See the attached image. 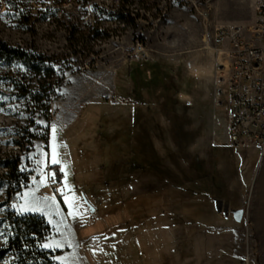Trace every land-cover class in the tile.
Masks as SVG:
<instances>
[{
  "label": "rangeland",
  "instance_id": "obj_1",
  "mask_svg": "<svg viewBox=\"0 0 264 264\" xmlns=\"http://www.w3.org/2000/svg\"><path fill=\"white\" fill-rule=\"evenodd\" d=\"M124 5L134 25L116 20ZM262 15L258 0H0V37L58 75L50 115L34 113L49 138L21 149L13 126L34 115L9 84L17 64L0 69V214L45 217L41 247L60 264H264V154L230 145L228 116L213 119L211 45L216 25ZM16 154L29 180L6 201L2 163Z\"/></svg>",
  "mask_w": 264,
  "mask_h": 264
},
{
  "label": "trees",
  "instance_id": "obj_2",
  "mask_svg": "<svg viewBox=\"0 0 264 264\" xmlns=\"http://www.w3.org/2000/svg\"><path fill=\"white\" fill-rule=\"evenodd\" d=\"M114 13L119 23L134 25L136 22V17H131L128 14L130 11L126 5ZM76 33L78 32H75L74 35ZM100 36V32L93 31L88 35L80 34L74 40L77 44L88 46V41L98 39ZM48 60L34 50H25L10 45L0 37V69L6 67V63H14V66L17 64L18 68L8 71L10 74L9 84L18 91V101L22 102L25 109L31 111L32 115L36 111L41 112V115L44 113L46 116L51 113L49 100L56 89L52 80L58 78V75L54 66L46 62ZM141 63L144 64V61ZM38 118L35 115L26 117L24 122L18 118L13 126V131L18 136L9 140V143L17 144L21 149H30L29 147L34 145L35 139H48L49 128L43 126ZM32 126H34L35 132L30 130ZM26 144L29 146L26 147ZM22 160L21 154L8 155L3 160L2 164L7 168L8 176L15 179V182L10 183L11 188L7 190L8 199L6 201L17 199L13 196L14 190L21 191L29 180L28 172L20 167ZM50 233L51 226L45 217L32 213L19 214L12 210V206L8 205V208L0 214V236H2L0 264L8 260L12 264H60L52 251L41 247V243Z\"/></svg>",
  "mask_w": 264,
  "mask_h": 264
},
{
  "label": "built area",
  "instance_id": "obj_3",
  "mask_svg": "<svg viewBox=\"0 0 264 264\" xmlns=\"http://www.w3.org/2000/svg\"><path fill=\"white\" fill-rule=\"evenodd\" d=\"M60 7L70 0H54ZM78 3V0H73ZM263 13L255 22H229L214 27L212 103L215 122L228 116V141L241 147L254 145L264 154V0H258ZM62 15V10H59ZM204 16L207 15L203 14ZM49 187L54 198L64 199L62 166L47 162Z\"/></svg>",
  "mask_w": 264,
  "mask_h": 264
},
{
  "label": "water",
  "instance_id": "obj_4",
  "mask_svg": "<svg viewBox=\"0 0 264 264\" xmlns=\"http://www.w3.org/2000/svg\"><path fill=\"white\" fill-rule=\"evenodd\" d=\"M91 210L94 211L95 209L92 207ZM234 213L238 220H240L244 214L243 210H235Z\"/></svg>",
  "mask_w": 264,
  "mask_h": 264
},
{
  "label": "snow or ice",
  "instance_id": "obj_5",
  "mask_svg": "<svg viewBox=\"0 0 264 264\" xmlns=\"http://www.w3.org/2000/svg\"><path fill=\"white\" fill-rule=\"evenodd\" d=\"M52 163H59L58 160H56L55 158L52 160ZM67 199V198H66ZM69 207H71V204H69ZM33 211H36L37 209H32ZM50 245H45V247H49Z\"/></svg>",
  "mask_w": 264,
  "mask_h": 264
}]
</instances>
